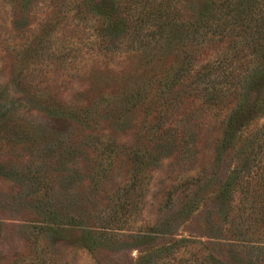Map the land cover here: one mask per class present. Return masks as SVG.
<instances>
[{
	"label": "rangeland",
	"instance_id": "obj_1",
	"mask_svg": "<svg viewBox=\"0 0 264 264\" xmlns=\"http://www.w3.org/2000/svg\"><path fill=\"white\" fill-rule=\"evenodd\" d=\"M213 1L0 0V264H139L143 255L205 264L220 250L225 258L230 248L211 241L207 223L222 225L213 215L222 206L208 197L251 163V192L264 197V77L225 148V113H197L182 133L180 112L152 129L145 104L122 100L151 73L176 68L192 47L191 22L214 14ZM104 16L126 20L118 41L98 32ZM186 77L172 92L202 103ZM203 167L209 175L192 186L199 208L185 215L182 182ZM148 226L164 233L146 236Z\"/></svg>",
	"mask_w": 264,
	"mask_h": 264
},
{
	"label": "trees",
	"instance_id": "obj_2",
	"mask_svg": "<svg viewBox=\"0 0 264 264\" xmlns=\"http://www.w3.org/2000/svg\"><path fill=\"white\" fill-rule=\"evenodd\" d=\"M216 3L213 1L214 14L208 15L201 10L198 17L191 22L192 47L185 53L176 68L170 67L164 70L165 72L151 73L149 82L143 84L144 86H135L132 92H122L125 97L122 100L131 102L130 105L133 107L140 103L145 104L146 113L153 115L152 129L168 126L166 122L170 114L180 112L182 123H179L178 128H182V133L188 127L187 123L198 117L197 113L201 114L198 118H201L203 114L213 113L218 117L225 113L222 121L224 135L223 140H220L221 147L225 148L228 143L233 142L237 135V127H242L243 115L250 104L249 98L263 81L264 0H219L217 5ZM111 7H114V2ZM139 21L133 27H142L143 22ZM122 23H124L123 27ZM124 27H127L126 20L119 25L116 22H110V18L104 16L98 32H104L107 39H113L116 42L121 38L122 31L126 30ZM155 39L154 35L152 40ZM159 39L157 37V41ZM172 40L175 42L174 38H168L166 45L172 43ZM181 40L185 41V38L181 37ZM126 41L130 42V37L127 36ZM186 76L190 77V81L183 85L189 87L193 83L195 86L191 89L195 91L197 97L203 99L202 103L190 101L189 97L183 98L181 92H172L176 84H180V80ZM187 95H191L190 91ZM121 114L123 115V111ZM252 166L251 163L243 168H237L236 173L226 176L217 194L208 197L214 199L213 202L216 205L222 206L221 208L216 206L217 211L216 214L213 212V215L215 219L221 216L223 220L222 225L213 230L215 222L209 219L207 223L211 224L213 234L208 237L215 244L227 246L230 250L225 258L223 251L220 254L221 250L218 254L222 258L217 259L218 254L212 253L205 264H228L226 256H233L231 253L233 251L236 254L232 260L236 264H264V232H262L263 236H259L260 232H258V227L264 224V197L259 202L256 200L259 194L255 195L251 192L257 186L252 180L253 177H250ZM208 169L203 167L196 177L182 182L183 190L187 192V202L182 210L185 215L194 210L193 206L196 205L199 208L200 200L197 201L196 197L198 188L197 191H193L192 186H202L201 182L209 175ZM245 177L246 180H244ZM211 183L210 178L204 186ZM241 185L243 196L239 198L240 203L234 205L232 200L236 198L235 191ZM260 186L264 188V182L258 185ZM262 193L264 195V189ZM259 203L260 207H258ZM148 228L150 232L146 236L164 233L158 230L159 226H148ZM95 236L97 238L92 237L93 245H98L103 235ZM196 258L194 260L196 264L203 263L197 256ZM139 264H156V261L153 260L152 255H143Z\"/></svg>",
	"mask_w": 264,
	"mask_h": 264
}]
</instances>
